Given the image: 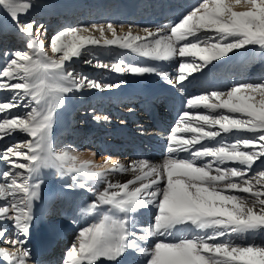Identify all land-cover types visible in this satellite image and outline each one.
<instances>
[{"label": "snow or ice", "instance_id": "obj_1", "mask_svg": "<svg viewBox=\"0 0 264 264\" xmlns=\"http://www.w3.org/2000/svg\"><path fill=\"white\" fill-rule=\"evenodd\" d=\"M33 7L32 0H0L27 40L24 49L5 52L0 66V92L12 93L0 99V141L17 133L27 137L0 150V163L7 165L0 169V245H7L0 246V258L28 264L41 170L52 168L61 175L75 173L72 179L79 176V187L88 185L95 197L85 211L96 219L78 231L63 264H118L130 251L143 256V264H264V239L246 238L264 233V77L188 98L187 107L198 110L182 112L159 163L139 159L125 164L108 157L96 165L70 148L55 151L51 135L66 94L119 87L69 66L89 46H118L155 61L177 59L174 79L150 65L97 61L96 66L117 73H158L169 84L182 85L234 50H264V0H199L178 21L146 27L143 34L131 25L118 32L109 22L65 27L50 38L45 25L21 21ZM20 108L27 111H13ZM235 133L251 135L217 140ZM206 140L216 143L208 146L202 143ZM180 152L189 153L188 158ZM112 172H130L132 178L113 183L108 179ZM150 208L155 209L150 220L137 219ZM181 232L189 234L177 235Z\"/></svg>", "mask_w": 264, "mask_h": 264}, {"label": "rangeland", "instance_id": "obj_2", "mask_svg": "<svg viewBox=\"0 0 264 264\" xmlns=\"http://www.w3.org/2000/svg\"><path fill=\"white\" fill-rule=\"evenodd\" d=\"M93 1L94 0H32L34 7L27 13V15H21L20 19L21 21L35 20L39 24H45L46 22V29L47 23H50L48 26H51L50 28H52V25L54 24L53 27L55 28V31L54 28L51 32L48 31L47 34H50L56 32L57 30H62L63 27V25L60 23H54V19L56 17L52 16L51 9L55 8L56 10L59 8V10H56L57 13L55 14H60L58 11L62 12L60 17L61 21H65L67 19L68 21L74 22L83 19L85 13L88 16L90 13H92L94 10ZM79 3H82V5ZM74 5H77L78 7H74ZM79 5L82 6V8ZM41 9L47 11L45 13L47 14L46 17H40L41 13L38 12H40ZM109 9L110 8L108 7L107 13L110 12ZM164 16L166 17L161 20L162 27L168 26L178 21L182 15H176L172 12L168 15L164 14ZM126 17H128V15ZM135 18L137 19L136 16ZM10 20L11 18L7 15V13L2 8H0V66H2L6 60V57L3 55L5 52L10 53L17 49H24L27 43L26 38L21 33H19L18 30L14 31L12 29L13 25ZM85 21L88 25H91L93 24V17H88L85 19ZM68 23L69 22L65 23L64 25H68ZM14 32L17 34L16 37L18 38L15 37L16 40L13 39V41L10 34H14ZM94 35L99 36L96 32ZM109 38H111V36H109ZM47 42L48 41H46V44ZM231 58H234V61H232ZM85 60H90L92 63L86 64L84 63ZM97 61L107 64L124 61L125 64L131 62L138 63L140 65L155 66L160 71L168 73L169 76L174 79L179 60L173 59L170 61H155L143 57L137 53H133L130 50L119 48L118 46H89L80 58H74L73 61L69 62V66L71 68H74L77 72L85 74L92 79H99L106 83L119 85L118 88L113 87L112 89L84 88L73 91L65 95L63 104L58 108L60 112L64 113L66 116V121L56 129L54 136V150L60 151L64 148H70L72 152L81 160H92L91 157H93L92 161H97V165H102L107 152L114 147H116V152H114L112 155L115 158L111 155V157L114 158L113 162L118 161L127 164L129 161H132V158L134 159L132 155L133 142L138 144V146H141V143L136 141L132 131L134 130L135 125L142 123L144 118L149 114V109L152 107L145 97L147 94H151L156 90V94L158 96V100H156V102H161L163 100L161 103H157L162 107L165 106L164 104L166 98L165 95H162L163 92L159 90L161 88L169 91L175 96L177 94L184 95L188 93L190 94L192 92L197 94H203L205 92L211 91L226 92L231 86L238 82H253L257 81L260 77H264V50H261L255 46H247L245 49L234 50L233 52L229 53L228 56L223 57L220 60L213 61L206 69L202 70L201 72L193 73L191 76H189L182 85L175 83L169 84L167 80L158 73H145L142 75L128 72L117 73L111 70V68L106 69L97 67ZM232 62L234 63V67L230 68V70L227 68V72H224V67L226 65L228 67ZM213 70L217 72L214 74L215 76H207L208 80L199 81L202 75L206 73L208 74V72ZM136 80L140 82V85L143 88H151L148 93L143 95L139 90L136 89V87H134L135 90L130 89L133 86L131 85V81ZM127 85L130 86L127 87ZM181 89L183 90L181 91ZM11 95L12 93L9 92H0V99L9 97ZM13 111L23 113L27 111V109L20 108L13 109ZM94 116H108L109 120H96L93 118ZM178 119L179 117H177V115L174 116V120L172 118L168 119V124H172L167 127L166 132L168 134H170L171 129L175 127ZM233 135L249 136L251 133L231 134V138L227 141L230 142L233 138ZM26 138L27 137L23 133H17L10 138H5L3 141H0V150H2L6 145L25 140ZM109 142L111 144H109ZM103 145L106 147H103ZM100 160L101 162H99ZM228 166L231 167L234 165L229 164ZM6 167L7 165L0 163V169H4ZM71 175L76 174L73 173ZM117 175H124V173L112 172L109 174L108 178H113ZM76 181L78 183L82 182L79 176ZM96 187L102 190L103 184H98ZM84 190L88 194L85 197L87 198L86 200L95 199L93 193L88 191V185L84 187ZM49 215L52 217V219H50L51 222L53 220L52 223H54L57 218L60 222V219L63 216L59 213L56 216L53 212L48 214V217L51 218ZM65 220L64 218L61 219V225H70L69 227L72 229V220ZM54 224H56V222ZM83 224L87 226L89 225V223ZM76 234L77 232L72 230L69 235H62V239H65L66 243L63 246L62 244L61 246H58V252L60 255L58 253L59 259L56 260V262H59V264L63 263L65 258L64 255L68 250L67 248L74 240ZM202 234L203 232L200 231V235ZM251 236H254L256 240L264 239V233H257ZM246 238L249 239V236ZM44 256H49L52 259L53 257H56L55 254L49 255L48 253ZM143 258L144 257L142 256L138 262H143ZM138 262L136 264H139Z\"/></svg>", "mask_w": 264, "mask_h": 264}, {"label": "bare ground", "instance_id": "obj_3", "mask_svg": "<svg viewBox=\"0 0 264 264\" xmlns=\"http://www.w3.org/2000/svg\"><path fill=\"white\" fill-rule=\"evenodd\" d=\"M198 2L199 0H99L96 3L93 1L94 10L92 11V13H90L89 16L85 13L83 19L79 21H74V22L68 21L67 19L65 21H61L60 17L62 15V12L58 11V13L60 14H57V15L55 14L57 13L56 10H59V8L56 10L55 8L51 9V12H52V16L56 17L54 19V23L62 24L63 25L62 29L65 27H69V26L88 25L85 19H87L88 17L90 18L92 16L93 24H107L111 22L117 28L118 32H121V33L126 32L128 30L129 25H131L133 32H139L143 34V29L146 27L151 28V29L162 27L161 20H163L166 17L164 16V14L168 15L172 12L176 15L185 14L188 10H190V8L194 4H197ZM79 4L82 5V3H79ZM74 7H78V6L74 5ZM80 7L82 8V6ZM108 7L111 9V12L109 13H107ZM46 12L47 11L41 9V11L38 13H41L40 17H46L47 16V14H45ZM127 15L128 17H126ZM135 16L137 17V19L135 18ZM10 21L13 25L12 29L16 31L17 28L14 22L12 21V19ZM67 22H69L68 25H64ZM49 25L50 23H47V32L48 31L51 32L52 29L54 28L53 27L54 24L52 25V28H50L51 26L48 27ZM54 31H55V28H54ZM56 32L50 33V34L46 33L47 37L48 36L51 37ZM10 35L12 36L11 37L12 40L13 39L16 40V38H18L16 37L17 34L15 32L14 34H10ZM106 35L109 37L111 36V33H106ZM231 59L232 61H234V58H231ZM233 67H234L233 62L228 67L226 65L224 67L225 69L224 72H227L226 70L227 68L230 70V68H233ZM216 73L217 72L215 70L210 71L208 72V74L206 73L202 75L199 81L208 80V77L215 76L214 74ZM211 79H215V78H211ZM131 85H133L130 88L131 90H135L134 87H136V89L139 90L143 95H145V93H148V91L151 89V88L150 89L143 88L140 85V82L138 80L131 81ZM129 86L130 85H127V87ZM159 90L163 92L162 95H165V98H166L165 104H164L165 106L161 107L158 105L163 100L161 102H156V100H158L156 90L152 92L151 94H147L145 96L146 99L149 101L150 105H152V107L151 109H149V114L147 115V117L144 118L141 124L135 125L134 130L132 131V134L135 136L136 141L138 143H141V146L139 145L140 146L139 147L138 144L133 142L132 155L134 159L132 158L131 160L149 159L150 161L154 163H159L160 161H162V159L167 155L166 149H167V142H168L169 134L166 131H167V127L171 124V123L168 124V119L172 118L174 120L175 115H177V117H180V115L184 111H197L198 110V109H189L186 105V100L194 95H200V94L192 92L190 94L189 93L184 94V95L177 94L175 96L174 94L170 93L169 91L163 88ZM199 110L207 111L203 109H199ZM65 121H66V116L64 115V113L60 112V110L57 108L55 117L53 120L52 133H51L53 148H54V136H55L56 129L58 128V126H60ZM230 135L231 134L223 136V137H218L217 140H220V139L229 140L231 138ZM202 143L205 145L211 146V145H214L216 141L206 140V141H203ZM109 144L111 143L109 142ZM104 146L105 145H103V147ZM115 149L116 147L109 150L110 152L107 150L108 152L105 158L111 157V155L114 152H116ZM177 155L182 158L183 157L185 158L189 156V153L180 152V153H177ZM114 158L111 157L112 162L114 161ZM91 159L93 160V157H91ZM207 159H210V158H204V161L206 162ZM99 162H101V160ZM94 163L97 165V161H94ZM131 178H132V174L130 172H126L124 173V175H117L113 178H108V179L109 180L111 179L113 183H119V182H125ZM40 179L42 181L40 197L39 199L34 201V204H33L34 221L31 227V235H30L28 245H27L31 249V258L28 261V264H59V262H56V260L59 259V256H58L59 247L58 246H61V244L63 246L66 243L65 239H62V235H66V234L69 235L72 232V230L78 233V231L82 227L87 226L83 223H87V224L89 223L90 225L91 223L95 221L96 217L94 213H88L85 211L87 205L91 203L92 200L91 199L86 200L87 198L85 197L86 195H88L87 192L84 190V188L79 187L80 183H78L76 180L74 181L72 179L71 174L61 175L56 169L44 168L41 170ZM154 211H155L154 208H150L147 210H141L139 215L137 216V219L147 222L148 220H150ZM50 212H53L54 215L56 216L58 215V213L60 215L62 214L63 215L62 218H64V220L65 219H67L68 221L69 219L72 220L73 225H71V227L73 228L71 229L69 227L70 225L69 226L63 225V224L61 225L60 223L62 219L61 217H59L61 218L60 222H59V219L58 218L56 219L55 217L56 224H54L55 222L52 223L53 220L52 222L50 221L52 217L50 215L49 216L51 218L48 217V214ZM145 226H146V223H145ZM187 234L189 233L181 232V233H178L177 235H187ZM195 234H200V231L196 232ZM9 235H11V228L9 231ZM35 236L43 238V242H47L48 239L54 240V241L47 242V245H52V246L50 247V250H46V251L48 253H52L54 251V253L51 255L55 254L56 257H53L52 259L49 256L48 257L41 256L38 253L35 254L33 252L34 242H32V238ZM176 238H177L176 236H173V237H164L163 239H165L166 241H170V240H175ZM223 238L227 239V237H223ZM232 238L235 239V237H232ZM249 239H255V237L249 236ZM0 246L7 247V245H0ZM141 257L142 256L139 255L138 253L130 251L124 257L120 258V260L118 261V264H136L138 260L141 259ZM138 263L143 264V262H138ZM0 264H7V262L4 261L2 258H0ZM99 264H109V262L102 260L99 262Z\"/></svg>", "mask_w": 264, "mask_h": 264}, {"label": "clouds", "instance_id": "obj_4", "mask_svg": "<svg viewBox=\"0 0 264 264\" xmlns=\"http://www.w3.org/2000/svg\"><path fill=\"white\" fill-rule=\"evenodd\" d=\"M239 7H245V5L241 4V5H239Z\"/></svg>", "mask_w": 264, "mask_h": 264}]
</instances>
